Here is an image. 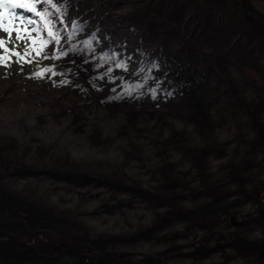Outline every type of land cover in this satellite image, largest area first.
I'll return each instance as SVG.
<instances>
[{"label": "rangeland", "instance_id": "374dc122", "mask_svg": "<svg viewBox=\"0 0 264 264\" xmlns=\"http://www.w3.org/2000/svg\"><path fill=\"white\" fill-rule=\"evenodd\" d=\"M28 1L55 39L0 27V264H264V0Z\"/></svg>", "mask_w": 264, "mask_h": 264}, {"label": "bare ground", "instance_id": "6f19581e", "mask_svg": "<svg viewBox=\"0 0 264 264\" xmlns=\"http://www.w3.org/2000/svg\"><path fill=\"white\" fill-rule=\"evenodd\" d=\"M29 2L30 3V1H28V0H16V2L17 3H24V2ZM38 2H39V0H37ZM73 1H75V0H73ZM245 2V4H248L249 2L247 1V0H244ZM101 2V1H100ZM100 2H98L97 4H96V6H95V8H98V10L101 12L104 8H105V6L106 5H109V4H113L114 5V7H116L115 8V10H120V11H125V9L127 8V6L125 5V2L123 1V0H114V2L113 3H108V1L107 2H103V3H100ZM37 3V2H36ZM105 4V5H104ZM103 5V6H102ZM3 8V7H2ZM37 9H39V10H41V8L40 7H38V8H36V10ZM250 9V8H249ZM249 9H248V11H249ZM38 10V11H39ZM113 11V12H115V13H117L116 11ZM9 11H12V12H15L18 16H20V17H22V18H24V19H31L32 21H34V23L33 24H25V25H20L19 24V22L17 21V24H19L20 26H22L23 28H26V27H32V29H29L28 30V33L29 34H34V35H32L33 37L34 36H36L37 37V39L39 38V39H41L40 41H44L45 39H46V41L45 42H42V43H39L38 42V40H36V45H38V44H40V45H42V44H44V45H46V48L47 49H50L51 48V45H52V43H51V40H52V38H53V35H54V33H53V35L52 36H50L49 35V33L48 32H46L45 30H43L44 28V23L42 22H40L39 21V17L40 16H42V14H40V15H36V13H34V11L32 12V14H31V11L30 10H24L23 11V9L22 10H17V8H15V9H12L10 6L9 7H7V10H6V8H5V15H2V16H8V12ZM7 12V13H6ZM86 14H87V17H84V19L85 20H83V22L84 21H86V23H83V25L85 26L86 24H87V22H88V24L89 25H91V24H93V26H92V30L90 29V31L92 32V33H94L95 31H97L99 28L97 27V26H95L97 23H99L100 22V20L101 19H99L98 21L96 20V19H94L95 17H96V15L98 14V12L97 11H93V10H91V11H86L85 12ZM49 21L50 22H52L53 23V25H55V23H54V19L53 18H49ZM114 24H117L116 22V19H114ZM36 24V25H35ZM88 25V26H89ZM104 26V25H103ZM105 28H107L106 26H104ZM108 28H110V29H108V33H110V32H115V34H117V35H119L120 37H122L123 36V38L125 39V38H128V32H126L125 30H123L122 29V27H115V28H113V27H109L108 26ZM91 33V34H92ZM39 46V45H38ZM152 64H154V63H152ZM155 65H157V64H154V65H151V67L152 68H154V69H156L157 68V66H155ZM240 77V76H239ZM166 94H168V92H166ZM259 120L261 121V122H264V116H260L259 117ZM260 121L259 122H257V121H255L256 123H257V125H259L260 124ZM124 125H127L125 122H124ZM264 127V125L263 124H260V126L259 127ZM179 131H182V130H179ZM264 132V131H263ZM134 136V135H133ZM142 141H141V140ZM140 140V141H139ZM139 140H134V139H132V142H131V145H133V147H137V148H141V147H147L146 149H148V143L147 142H145L144 141V139H142L141 137L139 138ZM262 140L264 141V135H263V133H262ZM143 154V153H142ZM149 159H151V158H149ZM172 164H174L173 162H171ZM126 164V161L125 160H121L120 162H119V167H121V166H124ZM24 166V165H23ZM22 166V167H23ZM176 176H178V175H169L167 178H168V182H167V185L169 186V189L171 190V192L173 193V192H175L176 190H174L173 188H175V185L176 184H180L181 183V178H177ZM184 179V178H183ZM166 185V186H167ZM166 186H164L165 188H166ZM181 189V188H180ZM211 189V188H210ZM163 193H167V192H163ZM177 195V194H176ZM167 197H169V196H167ZM172 199L173 198V200H175L174 201V203H175V205L176 206H180V205H182V203H178L177 201H181L182 200V197H180L179 195H178V199L176 198V196H174V194L173 195H171L170 197H169V199ZM177 199V200H176ZM151 201L152 202H155V203H157V202H159V200L158 199H154V198H152L151 199ZM180 207H183V206H180ZM197 208H203V205H202V207H200V206H198ZM190 209V211L188 212V213H190V214H192V213H194L195 211H191L192 210V208H189ZM176 212H181V210H180V208H178L177 210H176ZM170 214V212H168V210H166V211H164V210H157V211H155V213H154V220H159L160 222L159 223H161V225L163 224L164 225V223H166V221H168V216H170L169 215ZM161 225L160 224H158V223H156V224H152V223H147V222H145V233L147 232V233H149V232H151V233H158V229L161 227ZM162 235H164V234H162ZM153 257V261L157 264H164V260H162V259H159L158 257L156 258V257H154V256H152ZM151 257V258H152ZM155 259V260H154ZM157 260H159V261H157ZM150 262H151V264H154V263H152V261L150 260ZM161 262V263H160Z\"/></svg>", "mask_w": 264, "mask_h": 264}, {"label": "trees", "instance_id": "16d2710c", "mask_svg": "<svg viewBox=\"0 0 264 264\" xmlns=\"http://www.w3.org/2000/svg\"><path fill=\"white\" fill-rule=\"evenodd\" d=\"M54 254V255H53ZM52 255H40V264H113L110 259H104L92 252L80 253L75 249H61Z\"/></svg>", "mask_w": 264, "mask_h": 264}, {"label": "snow or ice", "instance_id": "6c2138e0", "mask_svg": "<svg viewBox=\"0 0 264 264\" xmlns=\"http://www.w3.org/2000/svg\"><path fill=\"white\" fill-rule=\"evenodd\" d=\"M48 3L51 4L52 3V0H48ZM11 7L12 9H15L17 7L19 8H25V7H28L27 5L23 4V3H17L16 0H0V7H4V8H7V7ZM55 5H53L54 7ZM32 11H35L34 8H32ZM37 15H40V13H36ZM9 17H10V20L11 21H18L20 25H25V24H33L34 21H32L31 19H24L20 16H18L15 12H10L9 14ZM2 24H3V17H0V27H2ZM3 31L6 32V33H9V28L7 27H3ZM50 36H52L53 34L52 33H49ZM17 39H23V37H21L19 35V30L17 31ZM53 39H55V37L53 36ZM0 44H2V42H0ZM17 56L19 57V53H17ZM45 71H51L50 69H45Z\"/></svg>", "mask_w": 264, "mask_h": 264}]
</instances>
